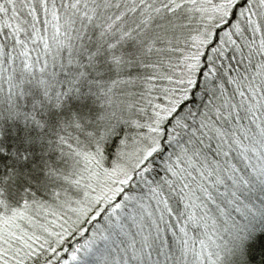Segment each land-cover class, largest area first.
Segmentation results:
<instances>
[{"label":"snow or ice","instance_id":"obj_1","mask_svg":"<svg viewBox=\"0 0 264 264\" xmlns=\"http://www.w3.org/2000/svg\"><path fill=\"white\" fill-rule=\"evenodd\" d=\"M0 264H264V0H0Z\"/></svg>","mask_w":264,"mask_h":264}]
</instances>
